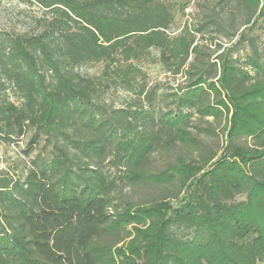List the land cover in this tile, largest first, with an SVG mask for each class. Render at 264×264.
Segmentation results:
<instances>
[{"label": "trees", "instance_id": "16d2710c", "mask_svg": "<svg viewBox=\"0 0 264 264\" xmlns=\"http://www.w3.org/2000/svg\"><path fill=\"white\" fill-rule=\"evenodd\" d=\"M25 3L32 28L0 29V143L28 137L29 159L23 179L0 176V264H264V48L251 35L264 0H204L179 32L165 0ZM208 34L229 46L201 45ZM156 64L181 87L157 95L143 69ZM118 91L130 106L106 102ZM195 116L224 120L219 156ZM177 145L197 159L148 171ZM108 156L118 178L101 170ZM142 183L172 190L117 200Z\"/></svg>", "mask_w": 264, "mask_h": 264}, {"label": "rangeland", "instance_id": "374dc122", "mask_svg": "<svg viewBox=\"0 0 264 264\" xmlns=\"http://www.w3.org/2000/svg\"><path fill=\"white\" fill-rule=\"evenodd\" d=\"M173 8L175 14V22L172 26V32H179L186 25H196L202 19L204 14V0H165ZM211 6L217 0H207ZM35 7L27 5L25 0H0V29L13 32H24L32 28L31 16L37 13ZM244 28H240L238 34L234 38L237 42L241 32ZM252 36L257 38L259 48H264V16L255 20L254 28L251 33ZM212 36V37H211ZM213 38H216L214 40ZM197 40L201 45L211 46L213 49L215 44L221 43L222 48L229 46L226 40L219 35H204V38L197 36ZM246 50L249 49L248 42L244 43ZM243 51H239L237 56H242ZM144 71L148 76L149 85L158 83L157 95H169L175 92L182 85L183 79L180 77L172 78L166 74L159 65L144 66ZM82 74H95L99 72V66L92 69L80 68L78 70ZM134 97L129 93L121 91L111 92L106 102L114 108H126L132 104ZM192 125L199 128H210L214 131L215 135L210 136L203 133H198L194 129H190L192 134L197 137L208 151L217 153L219 156L223 147L226 145L225 135L223 131L224 120L214 121L212 118L199 119L197 116L193 117ZM28 137L23 138L20 142L12 145L0 143V176L7 177L16 181L23 179L28 172V158L23 152L27 149ZM239 145L249 143L243 139H238ZM34 156V155H33ZM198 152L195 149L175 146L169 151L154 153L149 161L148 171L157 172L163 170L168 164L173 163L175 159H197ZM112 157H106L101 163V170L107 177L118 178L121 172L111 165ZM116 196L121 200H126L134 204L148 203L153 200H158L161 196L167 195L168 191L172 190L168 185L156 184H138L135 186L118 185ZM119 202V201H116ZM123 245V244H122ZM121 244L119 246H122Z\"/></svg>", "mask_w": 264, "mask_h": 264}]
</instances>
